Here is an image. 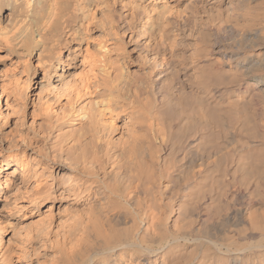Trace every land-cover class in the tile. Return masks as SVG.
I'll list each match as a JSON object with an SVG mask.
<instances>
[{
    "label": "bare ground",
    "instance_id": "1",
    "mask_svg": "<svg viewBox=\"0 0 264 264\" xmlns=\"http://www.w3.org/2000/svg\"><path fill=\"white\" fill-rule=\"evenodd\" d=\"M0 264H264V0H0Z\"/></svg>",
    "mask_w": 264,
    "mask_h": 264
}]
</instances>
